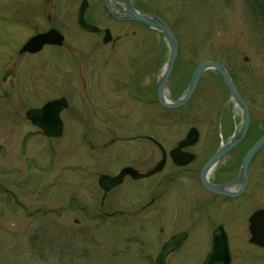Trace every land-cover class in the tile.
I'll return each instance as SVG.
<instances>
[{"label": "flooded vegetation", "instance_id": "1", "mask_svg": "<svg viewBox=\"0 0 264 264\" xmlns=\"http://www.w3.org/2000/svg\"><path fill=\"white\" fill-rule=\"evenodd\" d=\"M143 3L142 0H0L2 73L9 70L15 74L14 79L0 82L8 85L4 96L7 100L16 99L17 119L22 120L24 109L23 119L27 122V110L37 108L28 105L49 89L43 87V73H55V64L66 59L69 80L75 85L79 80L81 86L73 87L71 100L81 89L85 91L82 109L71 104L72 109L76 108L73 114L78 118L82 111V118L88 122L83 125L84 136L87 137V128L96 121L92 118L103 123L102 134H106L116 119L132 117V130L124 129L115 141L135 142L137 147L134 146L132 155L125 154L124 164L114 175L106 174L115 176L126 168L137 170L138 175L150 173L137 178L127 174L121 184L107 192L98 187L101 198L98 206L91 207L95 218L123 220L147 213L149 226L161 244L150 259L151 264H156L162 245L175 244L178 235L179 243L167 253L165 264H204L215 236L217 252L213 264H264V235L263 244L253 241V233H264V144L250 160L245 176L242 170L245 155L264 136V115L252 114L249 108L248 129L239 137L242 116L226 112V103L219 113L216 110L205 115L188 112L199 107L197 99L204 93L202 80L212 70L201 76L185 104L175 108L163 106L161 100L172 105L181 99L196 65H180L182 51L174 34L178 55L159 92L169 45L156 29L133 19L129 10L155 16L171 26L151 7V2L147 8L142 7ZM80 20L91 29H85ZM46 33L53 43L44 44L36 53L22 52L29 39ZM58 39L61 43L55 44ZM45 56L46 60L42 61ZM124 57H131V66L122 65ZM120 72L127 73L125 81L119 77ZM211 78L225 87L228 97L224 102L235 107L220 75L212 71ZM53 84L55 91V78ZM113 89L117 90V98L108 97ZM49 91L46 95L55 99V93ZM60 97L69 100L67 95ZM71 106L60 116L63 132V116ZM82 118H78L79 122ZM192 128L195 135L189 136ZM34 129L35 134L45 138L40 129ZM105 147L89 145L88 150L95 152ZM183 157L189 161L181 164ZM157 167L159 171H155ZM143 196L147 198L140 204ZM76 206L75 203L74 209ZM76 209L86 213L83 206ZM223 237L226 252L222 248ZM161 238H164L162 242Z\"/></svg>", "mask_w": 264, "mask_h": 264}, {"label": "rangeland", "instance_id": "2", "mask_svg": "<svg viewBox=\"0 0 264 264\" xmlns=\"http://www.w3.org/2000/svg\"><path fill=\"white\" fill-rule=\"evenodd\" d=\"M142 1L143 8L151 2L176 34L182 51L180 65L219 62L232 74L251 113L264 115V17L255 7L264 0ZM2 51L0 43V75ZM130 61L131 57H124L122 65L131 66ZM68 64L60 59L55 73L45 71L43 87H49L55 98L67 95L70 106L82 109L85 91L81 89L72 100L69 96L73 87L81 86L79 80L76 85L69 80ZM47 66L51 67L48 62ZM126 75L120 72L119 77L125 81ZM211 77L212 71L202 80L204 93L197 99L199 107L188 112L219 113L226 103V112L240 114L231 102H224L228 97L224 86ZM7 86L0 83V264H151L161 244L149 226L147 213L123 220L97 219L91 208L98 206L101 198L97 176L114 175L124 164L125 154L132 155L137 147L135 142L115 141L124 129L132 130L131 115L116 119L106 134H102L103 123L92 118L96 121L87 128L86 137L83 125L88 122L82 118V111L79 122L73 114L76 108L71 106L63 116L64 135L49 140L36 135L24 121V109L20 108L22 120L17 119L16 99L7 100L2 95ZM109 93L108 97L117 98V90ZM46 94L28 107H39L53 99ZM142 124L146 128L147 122ZM89 145L105 148L90 152ZM146 198L140 197V204ZM72 201L76 208L80 205L91 213L74 209Z\"/></svg>", "mask_w": 264, "mask_h": 264}, {"label": "water", "instance_id": "3", "mask_svg": "<svg viewBox=\"0 0 264 264\" xmlns=\"http://www.w3.org/2000/svg\"><path fill=\"white\" fill-rule=\"evenodd\" d=\"M129 11H131L133 19H135L136 21L138 20V21L146 24L149 27L155 28L158 32H160L163 35V37L165 38L164 40L167 41V43L170 47L169 58L165 64V70H164L165 72H164L163 78H162V80H160V84H159V92H161V90L163 89V86L166 82L165 80L167 79V77L170 74V69L173 67V65L175 63V59L177 58V53H178L177 40L175 39L171 30L169 29V26L166 23H164L163 21H161L159 18H157L155 16L140 14V13H138L132 9ZM80 23L83 27H85L89 30L91 29L90 26L86 25L83 21L80 20ZM42 38L43 37L38 36V37L34 38L33 40H31L28 43V45H30V43L32 41L41 40ZM209 69L216 71L222 77L226 87L228 88V90L231 94V97L234 99L237 106L241 109V113L243 114V123H242V128H240L241 133L239 135V137H241L244 135V133L248 127V122H249L248 108H246L247 107L246 104L244 103V101L240 97L237 89L235 88L233 81L231 80L230 76L227 74L226 70L224 68H222L219 63H217L215 61L206 60V61H202L201 63H199L197 65V67L195 68V71L192 75V78H191V81H190V84L188 86L187 91L185 92V94L182 96V98L178 102L171 105V104H168L165 101L161 100V104L165 107H168V108H175V107H178V106L185 104L189 100L191 95L193 94L194 89L196 88L197 83H198L199 78L201 77L202 73L205 72L206 70H209ZM63 106H65V103L63 102V100H55L53 102L46 104L44 107H41V109L38 108V110L28 111L27 117L29 119H31L33 124H35L36 126L41 128L46 134H49L52 137H59V136H61V132H62V127H61L62 123H61V120L59 117V112L63 108ZM263 142H264V137H262L251 148V151L246 155V157L243 161V170L246 169L247 164L250 161V158L255 153L256 149H258L263 144ZM215 158H216V156H215ZM213 160H215V159L213 158L210 161V163H208L207 166H210L211 162ZM207 166L205 168H207ZM127 171L136 172L133 169L127 168V169H124L120 175H117V177H109L107 175L99 176L100 177L99 178V185L101 187H103L105 190H109L114 185H117L119 179L123 176V173L127 172ZM148 175H150V173H146L145 175H138L137 174L136 176L142 177V176H148ZM244 175H245V170H244ZM257 243L263 244L260 241V239L257 240ZM165 251L166 250L164 249L163 255L165 254Z\"/></svg>", "mask_w": 264, "mask_h": 264}, {"label": "trees", "instance_id": "4", "mask_svg": "<svg viewBox=\"0 0 264 264\" xmlns=\"http://www.w3.org/2000/svg\"><path fill=\"white\" fill-rule=\"evenodd\" d=\"M255 5V3L253 4ZM256 7V12H258L262 18L264 17V1L257 3Z\"/></svg>", "mask_w": 264, "mask_h": 264}]
</instances>
